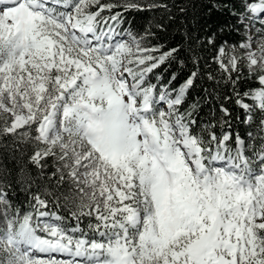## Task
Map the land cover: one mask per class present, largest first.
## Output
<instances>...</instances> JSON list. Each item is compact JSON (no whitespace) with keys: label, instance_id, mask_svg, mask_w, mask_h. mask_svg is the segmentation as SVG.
Segmentation results:
<instances>
[{"label":"snow or ice","instance_id":"1","mask_svg":"<svg viewBox=\"0 0 264 264\" xmlns=\"http://www.w3.org/2000/svg\"><path fill=\"white\" fill-rule=\"evenodd\" d=\"M221 8L234 39L204 19ZM4 139L36 147L0 169V264H264V0H0ZM50 159L69 193L32 192Z\"/></svg>","mask_w":264,"mask_h":264},{"label":"trees","instance_id":"2","mask_svg":"<svg viewBox=\"0 0 264 264\" xmlns=\"http://www.w3.org/2000/svg\"><path fill=\"white\" fill-rule=\"evenodd\" d=\"M206 3L207 0H204ZM160 19L159 14L155 13H141L136 14L132 17H129V20L132 22L133 30L134 31H141V26H148L149 22H151L153 26V30H155V24ZM204 19L208 22V27L216 29V31L220 32L221 36L228 37L229 40L234 39L235 35H229L231 32V25L233 23L232 18L229 16V14L223 10V8L213 11L211 9L207 10L204 13ZM183 22V17H180V20L173 24L170 28H168L165 31H160L158 33L160 39L159 41H153L161 42V43H172L174 44L176 41H179L181 39V35L184 31L180 27V23ZM203 22V21H202ZM193 24L195 22L193 21ZM223 29V31H220ZM207 31V28L204 29ZM177 67L174 65L172 68L168 70V72L164 73V80L166 81L168 79L169 74L172 71H177ZM160 72H163L164 69L161 68L159 70ZM181 77H183V73L180 74ZM208 85L205 84V87ZM199 99L200 108H199V117L202 118L205 122L211 120L213 117L210 114V110L214 107H217L218 105L212 98H206L204 92L200 88L199 85L194 90H191V93L188 97V103H191L195 99ZM234 107V106H233ZM235 115H239V110L237 109L234 113ZM216 118H218L219 113L217 112L215 114ZM234 131H242V126L238 123L234 122L233 125ZM34 132H30L29 135H34ZM0 143H3L5 145H9L11 147V142L7 139H4L3 141H0ZM36 145L34 144H18L16 146L17 150L15 152L10 151L9 148H0V169L6 170L8 173H15L16 169L18 168V158L20 155V149L24 150L25 157L28 153L34 150ZM15 157V158H14ZM53 167V161L50 159L47 161V166L45 168L44 177L41 178L38 176L37 170L32 168L31 165H29V171L32 173L33 177H35V185L32 188V192H41L43 193L44 189L47 188L48 191H56L57 195L64 193L67 194L71 190L72 186L65 182L62 184L59 189L56 188V181L48 180L47 177L51 175V173L54 171ZM11 177H9V181H11ZM11 201L12 204L16 207H19L21 210H28V200L30 198V194L26 193L21 190L19 185H13V190L11 191ZM50 211H58V213L62 216L67 217L68 212L64 209H56V208H50ZM65 223L67 226L71 227L74 226V221L72 219H66ZM87 221H82L81 226L83 227Z\"/></svg>","mask_w":264,"mask_h":264}]
</instances>
